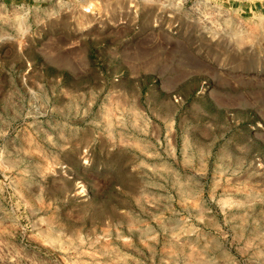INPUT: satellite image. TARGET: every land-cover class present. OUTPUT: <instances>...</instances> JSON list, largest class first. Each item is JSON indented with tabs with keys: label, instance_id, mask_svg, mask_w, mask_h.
Returning a JSON list of instances; mask_svg holds the SVG:
<instances>
[{
	"label": "rangeland",
	"instance_id": "rangeland-1",
	"mask_svg": "<svg viewBox=\"0 0 264 264\" xmlns=\"http://www.w3.org/2000/svg\"><path fill=\"white\" fill-rule=\"evenodd\" d=\"M157 9L89 0L19 46L0 24V264H255L264 0L206 9L243 51Z\"/></svg>",
	"mask_w": 264,
	"mask_h": 264
},
{
	"label": "clouds",
	"instance_id": "clouds-1",
	"mask_svg": "<svg viewBox=\"0 0 264 264\" xmlns=\"http://www.w3.org/2000/svg\"><path fill=\"white\" fill-rule=\"evenodd\" d=\"M88 2L89 0H33V3L29 4L27 0H20V3L16 5L18 14L13 15L8 3L5 0H0V24H4L5 22H12L14 24V30L18 35H10V39L15 40V43L19 46L20 42L27 43L26 38L32 36L34 25L39 28H46L53 21L59 23L65 16L70 17L74 9L82 10L85 8ZM150 2L152 5H158L157 10H168L169 15H179L184 11L195 13L198 17H202L195 22L200 25H206V27L202 28L205 34L213 29L218 30L220 33L228 32L230 33L228 36L229 43L236 46L238 51H243V48L237 44V41H244L246 33L237 31L229 19L219 18V12H216L214 16L205 14L206 9L213 5L215 0H150ZM44 3L49 6L47 8L39 7V5ZM39 13H42V17L37 22L35 17ZM261 15L264 16V14ZM214 39H219V36H216ZM0 135L6 136L7 133L3 132ZM47 139L52 141L53 137L48 136ZM3 156L4 149L0 148V159ZM261 202L264 203V201ZM217 204L220 205L221 212L233 207H242L240 202L225 204L223 200H219ZM148 239L155 241L157 236L151 235ZM125 242L127 243L128 241ZM262 246H264V239L260 236L243 241V247L255 256V264H264V247Z\"/></svg>",
	"mask_w": 264,
	"mask_h": 264
}]
</instances>
